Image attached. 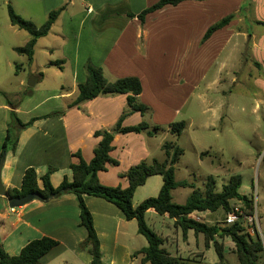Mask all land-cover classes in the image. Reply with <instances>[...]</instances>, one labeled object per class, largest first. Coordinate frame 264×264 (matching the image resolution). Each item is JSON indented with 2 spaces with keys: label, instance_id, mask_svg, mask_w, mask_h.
I'll use <instances>...</instances> for the list:
<instances>
[{
  "label": "crops",
  "instance_id": "0c3cea01",
  "mask_svg": "<svg viewBox=\"0 0 264 264\" xmlns=\"http://www.w3.org/2000/svg\"><path fill=\"white\" fill-rule=\"evenodd\" d=\"M158 1L40 0L47 16L64 8L49 33L57 39L55 48L50 46L47 50L60 53L58 62L61 68L72 70L73 80L70 87L62 86L61 91L55 89L50 92V97L56 101L53 107L38 113L31 109L32 113L26 114L27 119L21 121L27 123L33 118L61 112L72 104L78 95V85L86 80L84 66L88 62L101 67L110 81L138 77L143 85L139 99L154 109V120H159L158 123H171L180 112L185 100L183 97L193 92H183L181 86L173 94L163 91L165 82L161 85L157 79L159 68L178 70V76L190 78L194 89L198 90L199 67L201 63L205 64V52L209 48H226L231 44L236 52L249 48V60L256 69L253 78L258 85L264 86V27L258 24L264 22V0H250L249 4L246 0L185 1L176 6H165L147 15L145 22L141 23L137 16ZM130 14L135 17H130ZM231 14H238L237 19L201 43L209 27ZM48 35L40 38L37 45ZM223 67L224 64H220V72ZM35 77L38 84L42 74ZM217 79H214V85ZM153 96L163 102L154 103L150 100ZM97 99L99 97L81 107L67 108L62 115L37 120L19 133L17 149L7 153L2 170V182L7 191L21 188L28 168H35L39 176L52 168L51 182L57 188L65 177H72L70 164L78 161L72 154L80 152L86 162L93 159L100 142L94 133L112 129L127 105V96L119 95L103 100L101 108L98 106V111H95ZM85 108L88 114H85ZM10 111L11 107L0 97V159L11 123ZM16 112L18 117L21 116V107ZM136 115L140 113L127 117L123 126L140 124V121L135 123L138 120ZM130 134L133 133L115 135L113 158H118L114 154L116 143ZM122 149L126 151L129 148L124 145ZM139 153L142 160L150 158L146 146H142ZM118 161V166H109L107 171L100 172L99 180L105 186L127 188L129 181L121 174L127 172L131 165L123 168L122 159ZM152 178L137 189L133 198L135 207L154 196L151 192H160L163 181L156 178L148 184ZM137 194L141 195V201H135ZM85 203L93 216L104 264H149L142 263V255L134 257L136 252L148 246L147 239L138 232L135 219L127 220L116 205L102 198L85 196ZM156 216L161 215L150 209L146 213V221ZM161 217L170 218L168 215ZM191 217L224 226V214L219 211L195 212ZM80 221L79 203L73 194H65L49 202L36 200L15 211H11L7 199L0 196V247L10 255H18L30 241L51 237L59 244L41 258L40 264H92L91 255L79 248L88 235ZM257 226L263 236L264 214L257 213ZM232 247L235 248L234 245Z\"/></svg>",
  "mask_w": 264,
  "mask_h": 264
},
{
  "label": "rangeland",
  "instance_id": "374dc122",
  "mask_svg": "<svg viewBox=\"0 0 264 264\" xmlns=\"http://www.w3.org/2000/svg\"><path fill=\"white\" fill-rule=\"evenodd\" d=\"M9 7L37 28L46 23L48 16L44 13L40 0H0V97L8 106L15 109L21 107L22 115L19 118L24 121L28 117L26 114L32 113L31 109L38 113L53 107L56 101L50 97V92L55 89L59 92L62 86L70 87L73 72L55 64L60 59L57 50L52 53L47 50L50 46L54 47V41L57 40L52 33L35 47L33 61L16 51V48L24 47L31 36L29 32L10 23ZM205 55V64L201 63L199 67L198 90L194 89L190 78L178 76V70L159 68L157 79L161 85L165 82L163 91L173 94L181 86L183 92L187 91L189 94L193 91L192 95L183 97L185 100L180 112L171 123L155 121L151 106H148L150 112L145 117L136 115L138 120L135 123H149V130L153 135L149 136L144 131L140 135L133 133L129 137H123L116 143L114 154L118 160L122 159L123 168L143 161L163 162L166 159L163 144L173 143L183 150L176 165L177 181L193 183L204 194L210 175L216 181L218 192L233 176L239 175L242 179L240 194L253 197L255 212L264 214V86L258 85L253 78L256 69L249 60V48H241L236 52L233 44L226 48L215 46L209 48ZM222 63L224 67L220 72ZM38 73L42 74V80L35 87H29V80ZM215 78L217 83L214 85ZM115 96L119 95L100 96L95 102L94 110L98 111V106L101 108L103 100ZM150 100L154 103L162 101L154 96ZM175 103L179 104L178 100ZM84 111L88 114L87 108ZM177 122L186 124L179 136L173 134L170 127ZM156 126L159 127L158 130H155ZM124 145L129 149L124 151ZM142 146H146L149 151L148 160H142L139 153ZM152 177L148 184L157 180L156 178L163 181L160 175ZM192 193L191 188H178L173 191L174 202L184 204ZM138 194L135 201H141V195ZM151 194L154 195L151 197H157L159 192ZM218 211L224 214L222 220L225 221L227 214L223 210ZM147 223L150 229L165 239L164 247L172 255L185 259L187 264L219 263L214 246H206L203 234L197 235L191 230L184 234L175 227L172 219L161 216L151 217ZM255 229L264 244V232L262 236L258 226ZM224 245L223 264H239L238 257L233 252L232 240L226 238Z\"/></svg>",
  "mask_w": 264,
  "mask_h": 264
},
{
  "label": "trees",
  "instance_id": "16d2710c",
  "mask_svg": "<svg viewBox=\"0 0 264 264\" xmlns=\"http://www.w3.org/2000/svg\"><path fill=\"white\" fill-rule=\"evenodd\" d=\"M185 1L193 0H159L137 17L141 23H144L147 15L161 10L165 6H176ZM246 2L249 4L250 0H246ZM244 9L243 7L242 10ZM63 11V7L52 11L46 23L42 27L37 28L33 23L17 15L12 7H9L10 23L21 30L29 32L31 36L26 45L16 48V51L25 54L30 61H33L38 40L50 33L53 24ZM129 16L135 17L134 14ZM237 17L238 14H231L213 24L206 31L201 43L210 39L214 33L228 26ZM258 24L264 27V22H258ZM55 64L60 65V62H55ZM84 71L86 80L78 85L76 99L72 104L66 106L65 109L81 107L82 104L88 101L108 95H126L127 107L112 129L98 130L94 133L96 138H100V142L96 146L94 157L90 162H86L80 152L72 154V157L78 161L70 164L71 178L65 177L61 185L56 188L51 182V175L54 173L52 168L43 176H39L35 168H28L23 176L21 188L8 189L9 196L22 197L30 193H37L44 199H49L54 195L58 197L65 194L75 195L80 208V226L84 227L88 232L86 240L80 243L79 248L91 255L92 264L104 263L100 240L94 226L92 213L85 203V196L102 198L116 205L127 220L135 219L137 221L139 234L143 235L148 241L146 248L134 254V257L143 256L142 263L187 264L182 257L172 255L164 247L165 239L148 226L146 213L148 210L154 209L159 215H168L173 219L175 227L181 229L184 234L190 230L197 235L203 234L206 246H214L219 258L218 264H223L225 261L224 239L226 238L231 239L234 243L233 252L237 255L239 264H263L264 244L256 230L254 235H251L243 222L222 227L198 221L191 217L195 212L206 211L217 212L218 210H223L227 214L235 206H241L247 214H253L255 211L254 199L253 197L240 194L242 179L239 175L233 176L220 192L216 191V181L210 175L206 191L202 194L193 183L186 180H176V165L183 154V150L176 147L173 143L167 142L162 146L166 154V159L163 162L154 160L152 163H147L143 161L121 174V177L127 178L129 181L127 188L105 186L100 182V172L107 171L109 166L119 165V161L111 155L114 150L113 142L116 134H140L147 131L149 136L153 135V132L149 130L150 124L147 122H142L136 126H123V122L127 117L135 112L145 117L150 112V108L139 99L143 93V85L138 77H125L110 81L101 67H96L90 62L84 66ZM10 107L11 123L7 128L1 157L4 153L16 151L19 133L23 129L30 127L37 120L62 115L65 111L64 109V111L54 112L45 117L33 118L29 122L24 123L18 117L15 107L11 105ZM170 127L171 132L179 136L185 129L186 124L185 122H177L171 124ZM158 129L159 127L156 126L155 130ZM157 175L163 178V185L158 196L147 198L135 207L133 198L137 189L144 186L150 177ZM178 188L193 189V193L184 204L174 202L173 191ZM58 244L59 242L51 237H42L30 241L18 255H10L0 247V264H40L41 258Z\"/></svg>",
  "mask_w": 264,
  "mask_h": 264
},
{
  "label": "water",
  "instance_id": "95a60500",
  "mask_svg": "<svg viewBox=\"0 0 264 264\" xmlns=\"http://www.w3.org/2000/svg\"><path fill=\"white\" fill-rule=\"evenodd\" d=\"M38 81L37 77H32L29 82L28 86L33 88L36 86ZM6 156L7 153H4L3 156L0 159V196L5 197L8 201V206L10 209H17L21 208L33 201H40V202H49L52 199L58 198L57 195L51 196L49 199H44L42 196H40L37 193H30L28 195L22 196V197H10L8 194V191L6 190L3 182H2V170L4 167V164L6 162Z\"/></svg>",
  "mask_w": 264,
  "mask_h": 264
},
{
  "label": "built area",
  "instance_id": "2783aa9c",
  "mask_svg": "<svg viewBox=\"0 0 264 264\" xmlns=\"http://www.w3.org/2000/svg\"><path fill=\"white\" fill-rule=\"evenodd\" d=\"M15 211V209H11ZM196 220V219H195ZM200 221V220H198ZM237 222H243L247 228V231L254 235L255 227L257 226V213L247 214L241 206H235L230 212L227 213L224 225L230 226Z\"/></svg>",
  "mask_w": 264,
  "mask_h": 264
}]
</instances>
